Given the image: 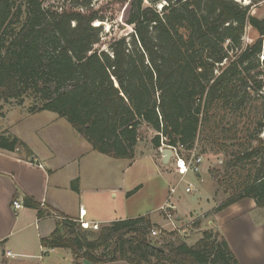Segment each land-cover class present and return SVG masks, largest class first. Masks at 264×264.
<instances>
[{
    "label": "trees",
    "instance_id": "obj_1",
    "mask_svg": "<svg viewBox=\"0 0 264 264\" xmlns=\"http://www.w3.org/2000/svg\"><path fill=\"white\" fill-rule=\"evenodd\" d=\"M260 1L130 0L131 32L101 50L96 15L42 0H0V115L25 103L28 114L53 112L93 150L115 159H134L142 125L153 131L155 150L170 147L180 155L198 144L232 147L223 171L213 175L226 195L213 212L243 198L264 208V17L250 12ZM247 27L259 34L253 43L243 42ZM0 149L30 153L7 130L0 132ZM23 205L45 215L30 196ZM59 225L41 246L91 263L239 264L211 228L187 244L148 215L96 230L78 218L63 217ZM152 228L160 229V246L149 239Z\"/></svg>",
    "mask_w": 264,
    "mask_h": 264
},
{
    "label": "crops",
    "instance_id": "obj_2",
    "mask_svg": "<svg viewBox=\"0 0 264 264\" xmlns=\"http://www.w3.org/2000/svg\"><path fill=\"white\" fill-rule=\"evenodd\" d=\"M9 113L13 112L9 111L6 115ZM18 113L26 115L27 112ZM42 113L52 115L53 112L42 111L27 115ZM54 117V122L61 119ZM59 127L60 130L50 133L39 144H34L12 127L10 129L0 126V132L7 130L20 138L30 151L28 154L23 149H0V261L3 264H8L9 261L10 264H19L21 260L18 258H24L28 259L24 263L30 264H128L125 261L91 263L84 258H75L68 249H46L41 246V239L48 238L60 228L63 217L78 218L81 207L85 211L83 225L87 227L92 223L100 225L113 220L148 215L144 209L138 210L133 201L134 195L141 190L143 184L135 192L127 194L138 184V180L132 175L129 181L123 178V174L130 169L135 159H115L101 154L93 150L69 123H61ZM62 132L66 140L58 142ZM139 145L140 142L136 146L135 156H150L155 166L164 164L160 149L158 155L152 146L142 153ZM171 159L174 163V152L169 161ZM59 162L65 163V171L61 174H58ZM167 166L159 175H175L171 169L167 170ZM26 196L40 204L44 216L38 217L37 209L23 205ZM14 200L19 201L22 206L14 208ZM161 200L164 201V195ZM244 201L246 198L232 205L242 208ZM250 204L253 205V202ZM148 216L152 223L164 227ZM177 220L182 222L180 216H177ZM225 239L239 264H242L240 251L228 237ZM260 242L257 251L264 258V236L260 238ZM6 251H10L12 256H6Z\"/></svg>",
    "mask_w": 264,
    "mask_h": 264
},
{
    "label": "rangeland",
    "instance_id": "obj_3",
    "mask_svg": "<svg viewBox=\"0 0 264 264\" xmlns=\"http://www.w3.org/2000/svg\"><path fill=\"white\" fill-rule=\"evenodd\" d=\"M43 4L57 10H76L83 11L88 14L96 15L98 18L93 22L94 26H101L102 34L95 48L107 50L108 43L114 38L124 36L131 32L132 27L126 24V16L130 0H42ZM147 4V0H144ZM241 4L247 5L251 0H240ZM160 7V4L158 5ZM250 12L253 16L262 19L264 17V0L251 6ZM103 19V20H101ZM259 38V34L251 27H247L243 36L244 43H253ZM264 40V35H263ZM264 60V54L260 56ZM264 67V66H263ZM27 103L23 106L5 107L0 115V126L11 127L15 132H20L28 141L39 144L42 139L50 133L57 132L61 129L60 124H67L64 119L53 121L56 114L42 113L41 115H20L18 111H26ZM14 110V111H13ZM9 113L6 115L8 112ZM6 116V117H5ZM52 116V117H51ZM246 116V115H245ZM243 116L239 122L240 128L247 121V117ZM251 120V118H249ZM60 134V133H59ZM153 131L146 125L140 128V145L139 150L143 153L151 148V137ZM239 136H243V133ZM263 135H261L262 137ZM66 140V137L59 135L58 142ZM239 142V141H238ZM163 148V147H162ZM232 150L229 147L228 151ZM235 150V149H234ZM157 150V154L158 155ZM228 151H221L218 148H212L206 144H198L194 152L201 156L200 173H187L182 181L178 183L176 193L172 196L177 216L181 217L182 222L176 224V230L179 240H183L187 244L194 243L199 237L202 230L215 229L224 237H228L235 247L240 251V260L242 264H264L263 256H260L259 249L260 238L264 236V209H260L254 204V200L249 198L244 201L241 207L228 205L218 212L213 209L222 201L226 195L223 189L216 186L213 179L215 172L223 171V163L228 158ZM139 153V152H138ZM189 153L180 149V155L187 158ZM130 169L123 174L124 180L129 181L130 176H136L138 184L132 188V193L137 187L143 184L141 190L134 195L136 208L144 209L152 219L164 225L163 230H174L167 225L164 217L160 214L159 208L167 196L168 184L175 182L178 175L161 176L159 172L163 171L167 166V170H172V159L166 165L161 164L155 166L150 156H135ZM124 162V161H123ZM58 174L65 171V163L59 162ZM198 177H202L200 181ZM198 187L196 192L186 193L184 188L188 185ZM218 188V189H217ZM253 202V205L250 203ZM250 204V205H249ZM252 206V207H250ZM199 220L200 225L192 227V222ZM191 221V222H190ZM161 226V225H157ZM95 230V229H94ZM160 233L156 237H149L157 246L161 245L159 240ZM224 237V239H225ZM226 240V239H225ZM19 264L24 263L28 259L18 258ZM33 261V260H31ZM11 262L9 261L8 264ZM0 264L3 262L0 261ZM17 264V263H16Z\"/></svg>",
    "mask_w": 264,
    "mask_h": 264
},
{
    "label": "built area",
    "instance_id": "obj_4",
    "mask_svg": "<svg viewBox=\"0 0 264 264\" xmlns=\"http://www.w3.org/2000/svg\"><path fill=\"white\" fill-rule=\"evenodd\" d=\"M161 148H159V149L161 150ZM170 149L172 150V152H174V163L172 165V172L175 175H178L179 177L175 183H171L168 185L167 196H166L164 202L160 205L159 211H160V214L164 217L165 221L167 222V225H169L174 230H178L176 227V224H178L177 214H176L175 206L172 202V196L176 193L178 183H180L182 181L183 177L187 173H190V172L193 174H199L200 173L201 156L196 154L194 152V149H193V150L188 152L189 154L187 155V158H185L184 156L177 154L173 148H170ZM39 166H41V165L39 164ZM199 179H200V181H202L201 178H199ZM197 190H198V187L195 185H191V184H188L184 188V191L186 193L196 192ZM12 204H13L14 208H16V209L20 208L22 206V204L17 200H14L12 202ZM84 214H85L84 209L82 207L79 208L78 222H80L82 224L85 223V221L83 219ZM90 227L93 230L94 229L96 230L98 228V224L92 223ZM162 229H164V228H162ZM159 233H160V229L152 228L150 230L149 236L150 237H156ZM5 255L6 256H12V253L10 251H6Z\"/></svg>",
    "mask_w": 264,
    "mask_h": 264
},
{
    "label": "water",
    "instance_id": "obj_5",
    "mask_svg": "<svg viewBox=\"0 0 264 264\" xmlns=\"http://www.w3.org/2000/svg\"><path fill=\"white\" fill-rule=\"evenodd\" d=\"M162 155V162L167 164L172 156V150L169 147L160 150Z\"/></svg>",
    "mask_w": 264,
    "mask_h": 264
}]
</instances>
